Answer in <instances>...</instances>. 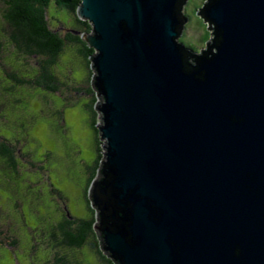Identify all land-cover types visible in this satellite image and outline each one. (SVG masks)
I'll list each match as a JSON object with an SVG mask.
<instances>
[{
    "label": "water",
    "instance_id": "95a60500",
    "mask_svg": "<svg viewBox=\"0 0 264 264\" xmlns=\"http://www.w3.org/2000/svg\"><path fill=\"white\" fill-rule=\"evenodd\" d=\"M80 0L103 157L89 189L115 264H264V0Z\"/></svg>",
    "mask_w": 264,
    "mask_h": 264
},
{
    "label": "rangeland",
    "instance_id": "374dc122",
    "mask_svg": "<svg viewBox=\"0 0 264 264\" xmlns=\"http://www.w3.org/2000/svg\"><path fill=\"white\" fill-rule=\"evenodd\" d=\"M205 1L188 0L184 6L188 21L180 41L198 53L213 39L212 35L208 39L207 24L196 15ZM3 10L0 2V23ZM54 22L57 31H70ZM72 53L75 55L70 49L63 55L59 72L71 82L85 84L88 69ZM32 89L13 92V99L0 111V137L17 145L21 154L31 156L29 161H18V170L0 166V218L9 212L13 233L24 239L21 247L0 244V264H48L47 252L33 249L29 242L41 241V235L50 230V222L59 218V203L51 188L61 192L73 216L89 215L84 195L98 162L100 142L92 128L93 115L86 107L90 101L83 96L67 105L58 95L46 100L48 106L39 98L47 96L44 90ZM3 94L0 85L2 101L6 99ZM72 96L75 99V91ZM84 252L86 264H101L89 246Z\"/></svg>",
    "mask_w": 264,
    "mask_h": 264
},
{
    "label": "trees",
    "instance_id": "16d2710c",
    "mask_svg": "<svg viewBox=\"0 0 264 264\" xmlns=\"http://www.w3.org/2000/svg\"><path fill=\"white\" fill-rule=\"evenodd\" d=\"M3 4V21L0 23V84L3 86L5 100H0V111L8 104L10 96L19 88L44 90V104L47 99L64 97L67 105L81 97H88L86 107L93 115L92 128L98 134L97 93L92 85L93 70L91 57L94 49L82 39V35L91 31L89 22L82 21L77 15L80 0H0ZM63 13L64 16L58 15ZM54 17V18H53ZM60 27L70 29L66 33L57 31ZM208 39L212 35L207 25ZM81 33V34H78ZM73 50L76 58H81L88 69L85 84L71 82L59 72L61 58ZM74 66L73 64L71 65ZM70 71V70H69ZM70 73V72H69ZM65 79V80H64ZM32 89V90H33ZM73 91L76 92L75 99ZM100 139V138H99ZM99 156L95 170L91 173L85 190V201L89 215L85 218L73 216L67 208L64 196L51 188L52 196L59 203V218L51 221L50 230L41 235L39 242L31 239L33 249H43L48 255V264H86L84 249L88 246L101 264H115L102 251L95 230L96 211L89 199V189L94 182L102 159V142H99ZM28 154H21L17 145L0 137V166L18 170V161H29ZM63 204V207L62 205ZM8 212V210H7ZM11 214L0 218V244L21 247L24 239L14 234Z\"/></svg>",
    "mask_w": 264,
    "mask_h": 264
}]
</instances>
